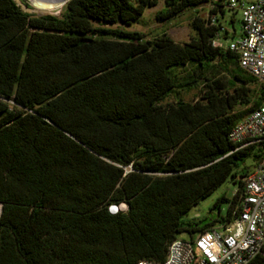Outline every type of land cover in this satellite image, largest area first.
<instances>
[{"label": "trees", "instance_id": "trees-1", "mask_svg": "<svg viewBox=\"0 0 264 264\" xmlns=\"http://www.w3.org/2000/svg\"><path fill=\"white\" fill-rule=\"evenodd\" d=\"M157 2L67 0L57 16L0 0V264L162 261L180 233L232 219L253 170L233 167L252 147L232 151L228 133L264 87L254 99L236 55L211 44L235 10L228 0H163L158 21L218 14L215 24L194 16L185 42L118 26ZM199 84L194 101L178 96ZM228 177L235 191L215 199V214L185 218ZM119 203L125 211H108Z\"/></svg>", "mask_w": 264, "mask_h": 264}, {"label": "built area", "instance_id": "built-area-1", "mask_svg": "<svg viewBox=\"0 0 264 264\" xmlns=\"http://www.w3.org/2000/svg\"><path fill=\"white\" fill-rule=\"evenodd\" d=\"M226 6L239 10L240 33L223 41L222 25L211 44L232 51L239 66L264 87V0H228ZM217 17L207 15L212 24ZM228 139L235 144L232 151L264 146V95L257 107L231 127ZM126 208L125 203L111 204L108 211L116 213ZM257 256H264V152L257 166L242 179L238 208L230 221L197 233L192 239L174 238L167 244L162 261L140 259L137 264H250Z\"/></svg>", "mask_w": 264, "mask_h": 264}, {"label": "rangeland", "instance_id": "rangeland-1", "mask_svg": "<svg viewBox=\"0 0 264 264\" xmlns=\"http://www.w3.org/2000/svg\"><path fill=\"white\" fill-rule=\"evenodd\" d=\"M19 7L28 13H34L37 15H43V14H52V15H60L63 9L64 3H60V5L54 9L47 10V9H39L36 5L32 3L31 0H14ZM242 2H248L252 0H237ZM164 7L163 0H158L157 4L154 6L146 7L143 11V13L135 19L133 22H131L130 25L126 26L124 24H118L119 27H123L128 30H135L141 32L145 38H153L156 36H161L165 34L175 42H185L189 39V37L193 34V29L191 26V22L194 16L199 15L202 18L207 17V13L204 11L206 7L196 9L199 10V13H196V10L194 9H186L177 16L173 17L170 20L166 21H158L155 19V15L158 10ZM232 18V22L230 19ZM222 25L225 26L227 29L232 31V28L235 29V35L231 36V32L228 33V38L221 39L223 41L229 40L232 38H236L240 33L241 28V19L239 10H226L223 18L221 19ZM116 25H111V27H114ZM187 67L184 69H177L176 73H178V76L185 75L187 72ZM221 79L223 80L225 86H227L226 79L228 78L227 74L224 73H218L217 74ZM248 86L253 90L251 95L256 98L258 95V89H259V83L253 81L248 84ZM201 85L199 84L197 88H193L189 91H182L178 94V96L183 99L184 101H194L198 94H200ZM174 95H171L167 100L173 101ZM246 107H249L246 106ZM246 107H237V109H242L243 114L247 112ZM250 154L247 155L242 162H239L238 165L233 167V170L235 172H238L239 170L243 168L248 169H254L255 166H257L260 158L255 157V153H257V148H261L260 146H251ZM264 152V150H263ZM236 184L232 183L230 180V177L226 178V180L218 186L214 191L200 199L195 205H193L190 210L185 215V218H203L210 215L215 214V211H212V213L209 211V208L211 207L212 203L215 201V199L224 194L227 197H230L231 194L235 191ZM226 204H223L221 206V213L225 211ZM179 238H188L187 233H180L178 235Z\"/></svg>", "mask_w": 264, "mask_h": 264}, {"label": "bare ground", "instance_id": "bare-ground-1", "mask_svg": "<svg viewBox=\"0 0 264 264\" xmlns=\"http://www.w3.org/2000/svg\"><path fill=\"white\" fill-rule=\"evenodd\" d=\"M34 5H36L39 9H47L51 10L60 5L62 0H58V3H55V5H52V2L54 0H31Z\"/></svg>", "mask_w": 264, "mask_h": 264}, {"label": "crops", "instance_id": "crops-1", "mask_svg": "<svg viewBox=\"0 0 264 264\" xmlns=\"http://www.w3.org/2000/svg\"><path fill=\"white\" fill-rule=\"evenodd\" d=\"M55 3H58V0H54V1L52 2V5H55Z\"/></svg>", "mask_w": 264, "mask_h": 264}, {"label": "water", "instance_id": "water-1", "mask_svg": "<svg viewBox=\"0 0 264 264\" xmlns=\"http://www.w3.org/2000/svg\"><path fill=\"white\" fill-rule=\"evenodd\" d=\"M67 0H62V2L64 3V2H66Z\"/></svg>", "mask_w": 264, "mask_h": 264}]
</instances>
